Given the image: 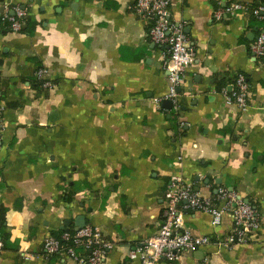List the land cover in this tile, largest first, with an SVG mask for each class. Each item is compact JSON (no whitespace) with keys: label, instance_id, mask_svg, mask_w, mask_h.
I'll return each instance as SVG.
<instances>
[{"label":"crops","instance_id":"0c3cea01","mask_svg":"<svg viewBox=\"0 0 264 264\" xmlns=\"http://www.w3.org/2000/svg\"><path fill=\"white\" fill-rule=\"evenodd\" d=\"M135 1L0 0V19L28 12L24 31L0 25V264H74L44 243L80 216L115 244L104 264H143L129 253L159 231L175 175L202 197L225 186L254 203L261 229L226 248L228 214L215 227L208 213L186 211V226L213 243L164 264H264V57L251 51L264 19L216 20L217 0H172L195 53L177 110ZM239 73L247 112L221 92Z\"/></svg>","mask_w":264,"mask_h":264},{"label":"built area","instance_id":"2783aa9c","mask_svg":"<svg viewBox=\"0 0 264 264\" xmlns=\"http://www.w3.org/2000/svg\"><path fill=\"white\" fill-rule=\"evenodd\" d=\"M218 8L214 13L216 20L235 16L240 12L249 13L264 19V3L252 6L245 2L233 0H217ZM172 0H136L135 12L143 20L150 23L147 35L162 47L163 70L168 73L169 97L175 109L180 108V88L185 83L189 65L194 60V50L190 46L185 25L172 19ZM14 15H5L3 20L10 22L12 31L21 32L28 16L26 9L14 8ZM166 50H163L164 47ZM254 56L264 57V31L251 46ZM47 70L39 71L45 86H52L46 80ZM225 99L236 103L241 111L247 112L250 107L251 88L247 76L239 73L231 89H221ZM5 106L0 102V143L3 131V115ZM196 211L208 213L212 224L219 227L224 217H231L230 231L219 244L226 248L245 244L261 229L258 208L245 201L237 193L225 186L218 188L214 197H202L192 183L175 175L166 194V202L162 211L163 223L159 231L136 250L129 253L132 259L140 258L143 264H164L179 261L185 253L196 251L213 243V238L199 235L185 224L184 213ZM115 244L108 241L101 229L85 226L79 230L66 231L61 238L49 236L44 243L48 254L60 253L74 264H104ZM2 244L0 242V255Z\"/></svg>","mask_w":264,"mask_h":264},{"label":"trees","instance_id":"16d2710c","mask_svg":"<svg viewBox=\"0 0 264 264\" xmlns=\"http://www.w3.org/2000/svg\"><path fill=\"white\" fill-rule=\"evenodd\" d=\"M26 22H28V17L25 19V23H26ZM0 25H1V28L3 29V31H6V32H8V31H12V30H11V27H10V22H9V21H5V20H3V18L0 19ZM22 31H24V28L22 29ZM67 199L71 200V195L68 196ZM245 201H246V200H245ZM247 202H249V201H247ZM249 203L252 204V205L254 204V203H252V202H249ZM1 216H2V217H0V223H1V225H3L4 222H5L4 212H3V215H1ZM62 234H63V231H59V232H57V233H54V236H55V237H59V238H61Z\"/></svg>","mask_w":264,"mask_h":264},{"label":"water","instance_id":"95a60500","mask_svg":"<svg viewBox=\"0 0 264 264\" xmlns=\"http://www.w3.org/2000/svg\"><path fill=\"white\" fill-rule=\"evenodd\" d=\"M165 103H166V104L169 103V105L171 104L170 101H165ZM86 224H87V222H86V218H85L84 216H80V217H78L77 220H76V225H77V227H76L74 230L77 231V230H79V229L85 227ZM65 225H69V221H66V222H65ZM66 231H67V232L70 231V228H67Z\"/></svg>","mask_w":264,"mask_h":264}]
</instances>
